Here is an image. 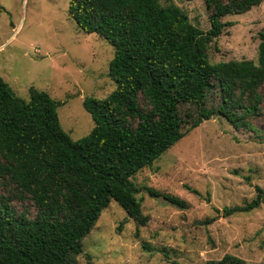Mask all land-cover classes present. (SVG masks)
<instances>
[{
  "label": "trees",
  "instance_id": "1",
  "mask_svg": "<svg viewBox=\"0 0 264 264\" xmlns=\"http://www.w3.org/2000/svg\"><path fill=\"white\" fill-rule=\"evenodd\" d=\"M260 2L204 0V31L180 7L160 0H69L78 27L113 46L108 76L115 88L104 98L84 99L93 127L73 140L60 125V101L34 87L22 99L0 76V264H66L67 257L82 253L83 237L112 200L146 225L136 197L141 188L130 177L212 115L221 114L236 130L255 132L252 120L264 105V31L256 63H211L207 48L229 24L224 16ZM210 90L219 97L213 107L200 102ZM187 101L199 105L197 113L182 110ZM256 190L255 198L224 206L222 214L259 207L264 197ZM163 197L186 206L177 196ZM14 200L30 201L34 211L16 207ZM206 264L245 262L226 254Z\"/></svg>",
  "mask_w": 264,
  "mask_h": 264
},
{
  "label": "rangeland",
  "instance_id": "2",
  "mask_svg": "<svg viewBox=\"0 0 264 264\" xmlns=\"http://www.w3.org/2000/svg\"><path fill=\"white\" fill-rule=\"evenodd\" d=\"M175 4L201 30L209 28L204 0H160ZM69 0H0V76L22 99L29 88L46 91L60 101L62 129L73 140L87 135L93 119L86 97L104 98L115 88L108 76L114 48L96 33L81 30L68 13ZM223 32L207 48L211 63L257 62L259 33L264 31V0L249 11L229 14ZM207 91L200 100L216 106L219 97ZM192 101L181 105L197 113ZM255 132L236 130L221 114L191 128L150 166L130 177L148 216L139 226L112 200L82 239V253L66 264H206L229 254L245 264H264V203L229 216L224 206L264 197V105L252 120ZM144 187V188H143ZM147 188L160 195L153 196ZM184 200L180 208L163 195ZM31 211L30 201H13ZM218 209L219 211H217ZM214 218L211 223H204ZM145 245V246H144Z\"/></svg>",
  "mask_w": 264,
  "mask_h": 264
}]
</instances>
